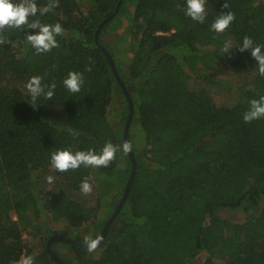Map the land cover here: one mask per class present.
<instances>
[{
  "label": "trees",
  "instance_id": "trees-1",
  "mask_svg": "<svg viewBox=\"0 0 264 264\" xmlns=\"http://www.w3.org/2000/svg\"><path fill=\"white\" fill-rule=\"evenodd\" d=\"M117 2L59 0L53 11L30 17L65 29L47 53L26 41L36 30L4 32L10 43L0 45V264L22 256L59 264L45 250L47 239L95 238L122 196L128 154L118 152L106 168L63 173L50 163L60 149L99 153L108 141L123 142L129 105L101 46L132 98L128 141L136 170L97 250L53 242L54 252L69 264H264V118L243 120L249 102L264 96V76L251 50L238 49L245 36L264 45V0H207L202 24L185 15V0H121L108 18ZM36 3L42 8L48 0ZM228 11L236 19L214 32L210 25ZM227 41L233 49L224 53ZM70 71L84 75L79 93L63 85ZM234 73L244 81L224 78ZM35 75L55 82L51 100L32 101L25 84ZM223 91L232 92L231 105L223 104ZM85 178L90 195L80 191ZM222 210L244 218H224Z\"/></svg>",
  "mask_w": 264,
  "mask_h": 264
},
{
  "label": "clouds",
  "instance_id": "clouds-1",
  "mask_svg": "<svg viewBox=\"0 0 264 264\" xmlns=\"http://www.w3.org/2000/svg\"><path fill=\"white\" fill-rule=\"evenodd\" d=\"M185 4L184 12L187 17L201 24L205 22L207 0H185ZM57 7H59V0H48V3L42 8L37 6L36 0H18V2L17 0H0V45L10 43L4 36V32L7 29L27 28L28 30H36L34 34L26 33V41L35 49L37 54L47 53L53 48L59 47L56 37L66 35L65 29L60 23L45 24L39 20H30V17L36 16L38 12L40 15H44ZM177 7H180V5H177ZM222 7L223 9H228L229 5L225 2ZM235 19L233 12H222L216 17L210 27L214 32L222 34L228 30ZM231 49H233L231 42H225L223 52L229 53ZM238 49L241 53L251 50V56L256 61L258 72L261 76H264V45L256 44L251 37L245 36ZM86 70L91 71V67ZM83 84L84 75L81 72L70 71L63 80L64 87L74 94L81 91ZM25 88L35 103L40 97L51 100L55 94L56 84L55 82L44 84L43 77L35 75L29 78ZM249 103V110L243 115L244 122L250 123L264 118V96L259 99H252ZM69 133L75 135L72 129H69ZM132 150L133 145L130 141L125 140L119 145L108 141L99 153L95 149L75 152L67 148L57 150L51 154L50 163L52 168L61 173L77 170L81 166L106 168L116 159L118 152L127 155ZM46 179L50 184L54 181V177L51 175ZM79 187L84 195H90L93 192V184L87 178L81 181ZM102 240L103 236L101 235L95 238L87 236L82 243L86 250L92 253L97 250ZM17 264H35L34 257L22 256Z\"/></svg>",
  "mask_w": 264,
  "mask_h": 264
},
{
  "label": "water",
  "instance_id": "water-1",
  "mask_svg": "<svg viewBox=\"0 0 264 264\" xmlns=\"http://www.w3.org/2000/svg\"><path fill=\"white\" fill-rule=\"evenodd\" d=\"M120 3H121V0H118L115 10L110 14V16L108 18H110V17L115 15V13L117 12V10L119 8ZM108 18H106L103 21H101V23H99L97 29L95 30V33H94L95 41L97 40V35H98L102 25L107 21ZM101 49L104 52V54L106 55L107 60H108V62L110 64V66H111L112 72H113V74L115 76V79H116L117 83L119 84L121 90L123 91L124 96L126 98V101H127L128 105H129V114H128V117H127V119L125 121L124 127H123V141H125V140L128 141L129 126H130V122H131L132 117H133V102H132V98H131V95L129 94L127 88L125 87L124 83L121 81V79H120V77L118 75V72H117V70L115 68V65H114V62H113V59H112V56L107 51V49H105L104 47L101 46ZM128 156H129V159L131 161L130 174L128 176V179H127V182L125 184V187H124V190H123L121 198L119 199V201L115 205V208H114L113 212L111 213L110 217L106 220L105 225L103 226L102 230L99 233V235L103 236V240H104L109 228L113 224L117 214L119 213L120 209L122 208L124 202L126 201V199L128 197V194H129V191H130L131 183H132V180H133V177H134V174H135V170H136V162H135V157H134L133 152L129 153ZM53 242H66V243L77 244L79 246H84L82 241H78V240L72 239V238L66 236L65 234H61V233L52 234L47 239L45 250L49 253L51 259L55 260L59 264H68V263H66L63 259H61L51 249L50 245Z\"/></svg>",
  "mask_w": 264,
  "mask_h": 264
},
{
  "label": "rangeland",
  "instance_id": "rangeland-1",
  "mask_svg": "<svg viewBox=\"0 0 264 264\" xmlns=\"http://www.w3.org/2000/svg\"><path fill=\"white\" fill-rule=\"evenodd\" d=\"M113 36L112 34H109V35H105V40L106 41H109L111 39H113ZM230 71V70H229ZM228 75V74H227ZM224 78H227V79H231V80H234L235 83H242L244 81V75L243 74H235L233 76H226ZM230 80V81H231ZM227 90V89H226ZM225 90V91H226ZM223 91V95H224V102L223 104L225 105H231L232 102H233V94L232 92H226V94H224ZM220 215L224 218H229V219H234L235 221H239V220H242L244 218V216L242 215V213L238 212V211H227V210H222L219 212ZM12 216L15 218V215L12 213ZM24 238H25V242L27 245H33L35 248L38 247V245L36 244V242H34L33 239H31L30 237L24 235Z\"/></svg>",
  "mask_w": 264,
  "mask_h": 264
},
{
  "label": "flooded vegetation",
  "instance_id": "flooded-vegetation-1",
  "mask_svg": "<svg viewBox=\"0 0 264 264\" xmlns=\"http://www.w3.org/2000/svg\"><path fill=\"white\" fill-rule=\"evenodd\" d=\"M53 244V243H52ZM52 244L50 245L51 249H52ZM53 250V249H52ZM54 251V250H53ZM65 261V260H64ZM66 263H68L67 261H65ZM69 264V263H68Z\"/></svg>",
  "mask_w": 264,
  "mask_h": 264
}]
</instances>
